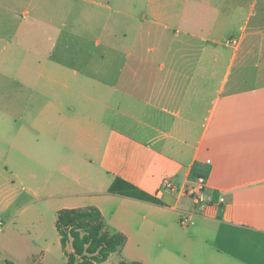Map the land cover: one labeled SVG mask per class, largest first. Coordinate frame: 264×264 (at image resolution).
Wrapping results in <instances>:
<instances>
[{
	"label": "crops",
	"instance_id": "0c3cea01",
	"mask_svg": "<svg viewBox=\"0 0 264 264\" xmlns=\"http://www.w3.org/2000/svg\"><path fill=\"white\" fill-rule=\"evenodd\" d=\"M176 1L119 10L100 39L64 0H0V205L15 180L74 191L126 236L119 260L264 264V6ZM115 176L161 203L108 192ZM9 243L0 264H26Z\"/></svg>",
	"mask_w": 264,
	"mask_h": 264
},
{
	"label": "rangeland",
	"instance_id": "374dc122",
	"mask_svg": "<svg viewBox=\"0 0 264 264\" xmlns=\"http://www.w3.org/2000/svg\"><path fill=\"white\" fill-rule=\"evenodd\" d=\"M95 1L102 3V7L94 6ZM147 2L148 0H64L63 7L71 6L70 4L74 7V27L93 23L96 26L95 35L103 39L106 31L103 25L112 26L119 20L122 17L119 10H128L140 16L147 10ZM12 4L15 10L23 9V3ZM181 4V0L176 1L177 7ZM263 6L264 0H257L256 10L262 11ZM91 14H94V17H91ZM259 17H253L250 24L258 23ZM0 180L1 185L3 180ZM9 180H12V177H9ZM15 182L14 200L7 206L0 205V248L6 241L11 242L9 250L14 252L16 260H20L18 262L33 264L43 255L50 264H64L65 256L55 228L56 212L61 208H68L64 206L83 207L77 205L83 204L87 200L86 196L74 191L60 195L56 191L33 188L29 183H20L18 180ZM23 245L25 253L29 252L31 255L28 262L23 260L19 252ZM120 255L119 250L100 264H113L119 260Z\"/></svg>",
	"mask_w": 264,
	"mask_h": 264
},
{
	"label": "trees",
	"instance_id": "16d2710c",
	"mask_svg": "<svg viewBox=\"0 0 264 264\" xmlns=\"http://www.w3.org/2000/svg\"><path fill=\"white\" fill-rule=\"evenodd\" d=\"M108 192L154 203L161 201L133 183L115 176ZM55 228L59 236L65 264H100L119 251L126 242L120 232H110L99 208L95 206L61 208L56 212ZM70 245L71 251H67ZM114 264H142L121 259Z\"/></svg>",
	"mask_w": 264,
	"mask_h": 264
},
{
	"label": "built area",
	"instance_id": "2783aa9c",
	"mask_svg": "<svg viewBox=\"0 0 264 264\" xmlns=\"http://www.w3.org/2000/svg\"><path fill=\"white\" fill-rule=\"evenodd\" d=\"M205 179L199 175L196 177L195 182L192 185H188L184 188V193L187 194L193 203H201L209 200V197L205 193ZM174 184L170 179H163L159 190H173ZM222 200V199H221ZM179 224L186 228L193 224V220L188 215H183L179 218Z\"/></svg>",
	"mask_w": 264,
	"mask_h": 264
}]
</instances>
